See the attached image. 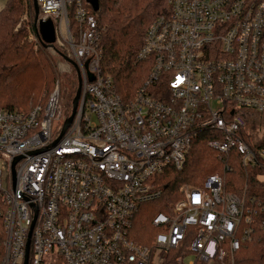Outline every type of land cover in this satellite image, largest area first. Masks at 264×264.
<instances>
[{
    "label": "built area",
    "instance_id": "2783aa9c",
    "mask_svg": "<svg viewBox=\"0 0 264 264\" xmlns=\"http://www.w3.org/2000/svg\"><path fill=\"white\" fill-rule=\"evenodd\" d=\"M36 2L54 25L47 49L82 86L62 135L59 82L43 106L0 109V264H239L250 243L264 247V200L226 192L216 174L179 188L152 216L154 237L137 230L163 195L158 176L182 169L203 133L244 172L264 171V149L243 137L246 112L264 110V0H168L146 28L136 58L149 71L128 99L100 73L97 23L81 1L75 40L72 0Z\"/></svg>",
    "mask_w": 264,
    "mask_h": 264
},
{
    "label": "trees",
    "instance_id": "16d2710c",
    "mask_svg": "<svg viewBox=\"0 0 264 264\" xmlns=\"http://www.w3.org/2000/svg\"><path fill=\"white\" fill-rule=\"evenodd\" d=\"M72 1L66 9L75 40L78 24L75 18L76 0ZM79 1L97 23L95 46L100 56V73L113 81L122 97L130 98L149 71L145 63L137 60L136 53L148 25L158 16L168 13V0H96V8L92 5L93 0ZM26 10L30 14L32 29L36 32L33 0H7L0 10V109L3 110L19 111L22 110L21 106L36 105L38 100L41 103L37 105L43 106L48 98L47 90L54 88L56 80L52 59L45 50L47 48L40 42V50L34 52L24 40V31H15L17 21ZM58 78L60 86L62 80L67 86L66 92L60 89V93L65 106L63 112L69 116L78 88L77 73L74 71L70 76ZM207 135L203 133L194 141L182 169L168 168L158 176L157 188L163 191V195L160 200L145 206L147 213L140 218V229L149 228L152 216L165 211L168 204L180 198L177 193L182 185L202 187L210 175L216 174L222 178L226 192L264 200V181L258 179L264 172L258 168L244 172L235 152L223 157L207 147ZM243 137L250 144L249 136L243 133ZM262 139L254 142L253 146L264 149ZM225 165L234 170L225 171ZM243 250L239 264H264V247L261 243H250Z\"/></svg>",
    "mask_w": 264,
    "mask_h": 264
},
{
    "label": "rangeland",
    "instance_id": "374dc122",
    "mask_svg": "<svg viewBox=\"0 0 264 264\" xmlns=\"http://www.w3.org/2000/svg\"><path fill=\"white\" fill-rule=\"evenodd\" d=\"M6 1L7 0H0V9H2L5 6ZM32 25L33 24L30 18V14L26 10L23 13V15L19 18V20L17 21L15 25V31L23 30L25 34L24 40L28 44H30L34 52H38L40 50V42H39L37 32L33 31L32 29ZM63 33H64V30H63ZM45 50L52 59V64H53L55 75H56V80L54 81L53 87H55L57 82H59V85H60V79L58 78L59 76H61V79H62L64 75L70 76L74 73V71L77 72L76 68L70 63L71 61L68 60L66 57H64L63 54L60 56L55 50H52V49H45ZM60 87L62 91L64 90V92H66L67 86L65 85L63 80L61 82ZM53 89L54 88H51V90L50 89L47 90V92L49 93L46 94L47 95L46 98L48 97L50 92L53 91ZM39 103H41L40 100L36 102V105ZM61 103H62V108H65L63 98H62ZM32 105L28 104L26 106H21L20 108L24 111H28L30 108L36 106L35 104H32ZM245 118H246V125L244 127L243 133L249 136L250 144L253 145L254 142L258 143L259 141L263 140L262 138H264V110L263 112L252 111V110L247 111L245 114ZM241 169H243V167H241ZM261 171L264 172L263 170ZM258 179L261 181H264V174L259 175ZM143 215L144 214L141 213L140 218ZM137 230L151 237H154L155 235V232L152 229H150V227L146 229H140V226L138 225ZM0 237H1V231H0ZM192 259H193V256H189L184 259V262L187 263L191 261ZM48 263H49L48 260H46V264Z\"/></svg>",
    "mask_w": 264,
    "mask_h": 264
},
{
    "label": "water",
    "instance_id": "95a60500",
    "mask_svg": "<svg viewBox=\"0 0 264 264\" xmlns=\"http://www.w3.org/2000/svg\"><path fill=\"white\" fill-rule=\"evenodd\" d=\"M96 0L92 1V5L94 6V8H96ZM33 7H34V26L36 29V32L38 34V37L40 39V42L42 45H44L46 48L48 47H52V45L55 42V30H54V25L51 19H39V8L37 5L36 0H33ZM70 62V61H69ZM73 66L74 64L72 62H70ZM75 67V66H74ZM77 73V72H76ZM77 78H78V88L72 103V110H71V114L69 116V118L66 120L64 129L61 133V135L65 132V130L68 128V126L71 124L75 113H76V109H77V104H78V100H79V96H80V92H81V79L77 73ZM93 79L92 75L89 76V80L91 81ZM24 264H27V260L25 259Z\"/></svg>",
    "mask_w": 264,
    "mask_h": 264
},
{
    "label": "crops",
    "instance_id": "0c3cea01",
    "mask_svg": "<svg viewBox=\"0 0 264 264\" xmlns=\"http://www.w3.org/2000/svg\"><path fill=\"white\" fill-rule=\"evenodd\" d=\"M3 8H4V7H3ZM3 8H2V9H3ZM0 10H1V9H0Z\"/></svg>",
    "mask_w": 264,
    "mask_h": 264
}]
</instances>
